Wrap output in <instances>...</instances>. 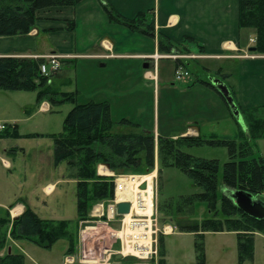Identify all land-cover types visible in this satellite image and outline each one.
Segmentation results:
<instances>
[{"label":"trees","instance_id":"1","mask_svg":"<svg viewBox=\"0 0 264 264\" xmlns=\"http://www.w3.org/2000/svg\"><path fill=\"white\" fill-rule=\"evenodd\" d=\"M81 1L83 0H0V38L28 35L38 21L39 11L73 7ZM98 2L111 23L147 37H157L160 52L189 50L186 46L173 44L167 36H156L152 11L128 19L119 14L107 0ZM239 9L240 28L256 31L254 53L264 55V0H239ZM185 41L194 42L192 39ZM43 62L42 59L0 57V90L36 92L38 107L43 102L55 106L66 102L75 104V94L61 92L54 87V79L58 73L51 76L41 74L40 65ZM69 83V80L63 82L64 85ZM207 85L211 86L209 83ZM232 96L235 100L233 93ZM237 106L246 125L245 130H239L237 138L240 142H237V138L218 139L215 136L210 140L202 137L172 139L161 136L156 139L154 133L138 131L139 125L127 119L114 121L108 102L75 104L65 118L63 132L49 137L54 142V165L66 163L69 177L77 181L78 222L92 219L90 214L96 203L114 198V178L97 175L98 165H108L117 174L140 173L143 165L151 170L155 167L157 141L162 166L179 169L201 189L199 194L182 198L184 205L191 209L188 214L192 215L196 202L206 203L213 214L201 224L177 225L181 233L195 235L194 264H206L204 237L208 232L235 233L238 264L252 263L255 256V235H264V220L241 210L226 191L246 192L264 202V157L256 147L259 140H264V107L244 109L239 104ZM17 137H20L17 127L0 133V138ZM203 146L222 147L228 151L229 161L224 164L222 173L223 194L219 188V161L194 157L182 151L184 148ZM183 212L184 210L180 211ZM70 227L71 221L42 219L27 207L23 215L14 221H11L9 215L0 218V251L9 245L11 239L30 242L44 250H51L59 241L66 240V254H75L78 240ZM159 244L160 260L156 264H168L163 236L159 237ZM0 264L26 262L23 255L10 253L0 257Z\"/></svg>","mask_w":264,"mask_h":264},{"label":"rangeland","instance_id":"2","mask_svg":"<svg viewBox=\"0 0 264 264\" xmlns=\"http://www.w3.org/2000/svg\"><path fill=\"white\" fill-rule=\"evenodd\" d=\"M255 44L256 40L254 46ZM190 54L191 56L193 55L190 50L187 52L162 54L173 57H184L188 61L189 64L187 63L188 65L186 66L191 75L185 82H174V59H171L173 61H161L160 79L157 83L139 78L140 73L143 72L144 63L142 61L135 63L132 61L102 62L96 60L89 62L77 60L73 66L62 63L54 79V87L58 88L61 92L75 94V104L108 102L114 121L118 122L122 119H127L139 125L138 131L146 130L156 134V139L158 136L168 138L177 136V138H180L188 126L197 127L201 131V137L207 140H210L214 136L218 139H236L239 130L246 129L242 115L240 117H227L225 113L226 109L224 107V111L221 109V106L224 104L221 97L216 91L205 86L207 83L211 84L212 79H215L212 78V74L214 77L217 75V72L215 73L217 68H222L223 72L220 74L223 77V74H237L236 67L226 63H217L211 66L200 63L202 61L196 63L195 61L199 60L191 59ZM48 56L50 55L31 59H42L44 61L48 60ZM61 58L62 60L64 59L63 56ZM101 62L106 64L107 67L102 68ZM206 67L209 70H206ZM216 77L219 80L224 79ZM64 80H69L70 83L64 85ZM235 80L236 76L233 75L232 81L234 82ZM136 90L141 93H136ZM36 97V92L0 90V125L5 126L4 130L0 129V133L7 129L8 131L14 130L12 122H4V120L9 119L8 116H13L19 119L16 125L19 126L20 132L23 134L19 133L17 127L20 137H17L16 140L7 141V143L11 142L13 145L17 143L22 145L26 148L28 154L36 152L42 153L46 158L53 157L54 142L49 135H58L63 132L65 118L75 104L66 102L61 105H51V109L48 103H45L47 104L46 106L42 103L38 107L36 106ZM38 109L42 112L51 111V113L47 115H35ZM192 113H196L198 116L192 118ZM26 119L29 121H26ZM121 130L124 131V129ZM33 133L50 134H47L46 137L42 136L41 139H36L38 138L37 134ZM33 137L36 138L31 139ZM4 142H0V154L7 148L6 145L4 146ZM237 142H240L238 138ZM256 147L259 150V154L264 157V141L257 142ZM182 151L194 157L219 161V188L220 193L223 194V167L229 161L227 149L203 146L184 148ZM155 155V167L151 170H148L145 165L142 166V171L136 174H117V172L111 170L116 178L119 176H145L155 172L153 207L154 218L159 231L156 238L157 242L154 244L156 254L153 255L154 258L152 260L130 256L124 258L120 255L112 254L114 251L118 252L120 250L121 242L110 239V232L112 230L116 232L121 231V224H123L128 214L116 215L117 217L111 223L112 230L101 228L92 234H88V236L84 232L86 227L100 225V222L108 221V207L113 204V199L96 203L90 214L92 219L85 220L88 223L79 231L77 219V182L75 179L73 180L69 177L66 163H62L55 170H53V166L48 167V164H45L42 173L36 176V180L29 178L26 182L28 186H25L24 178L27 177L25 172L27 170L24 169L25 164L23 163L22 155L5 154L4 157L8 161L13 162L14 168L10 171L8 168H4L0 162V199L3 198L9 201L8 206H11L18 198H25L31 190H38L39 196L51 206L50 210H40L41 215L46 219L71 221L70 231L74 236L77 235V240L79 239L83 242L85 239L87 243L89 242L87 244L88 251L91 247L94 250L95 246V248H100L105 245L103 249H109L107 255L111 257V259L107 260V264H156L160 260V253L158 254L160 236H163L164 248L166 250L165 259L168 264H194L196 262L195 235L187 232L181 233L177 225L191 226L196 223L201 224L204 220L211 218L213 214L209 211L207 204L201 202L195 203L192 215L188 214V211L191 212V209L184 205L182 198L199 194L201 189L195 186L179 169L162 166L159 159L157 141ZM105 166L110 169L108 165ZM100 172L105 173V169L101 168ZM49 182L56 183L57 191L53 196L46 197L41 192L39 185H46ZM101 208L104 212L97 213V210ZM5 210L0 208V215H4ZM182 210L184 212L180 213ZM164 228L169 235L163 234ZM85 235L88 238H84ZM103 239H107V242L105 244L99 243V246H97L96 244L100 240L103 242ZM204 242L206 264H238L237 236L235 233L208 232L205 233ZM67 247L68 243L66 240H61L54 246L52 256L53 258L55 256L57 260L56 264H62V254L67 250ZM89 252H91L92 258H95L101 251L97 249L96 252L98 254H94L92 251ZM119 256L121 257L120 259L118 258ZM80 257L82 256L79 254L78 260ZM75 264L81 263L77 261ZM248 264H264L263 237H256L255 257L253 262Z\"/></svg>","mask_w":264,"mask_h":264},{"label":"crops","instance_id":"3","mask_svg":"<svg viewBox=\"0 0 264 264\" xmlns=\"http://www.w3.org/2000/svg\"><path fill=\"white\" fill-rule=\"evenodd\" d=\"M107 2L119 14L128 19H133L140 13L152 11L156 36L162 34L167 36L173 44L188 47L193 54L192 56L196 57L191 59L199 60L195 61L196 63L202 61L200 63L208 66L217 63L235 66L237 74H233L236 76L234 82L231 73L223 74L222 77V68L216 69V76L224 78L221 81L229 87L231 93L235 96L236 104H239L242 108L264 107V55L251 52L256 40V31L249 28L241 29L239 26V0H107ZM186 39H192L194 42L188 43L185 41ZM174 52L179 53L176 50ZM162 54L167 53L159 51L157 37H147L111 23L98 0H83L73 7L41 10L38 12V21L35 27L28 35L0 38V57L41 58L47 55H58L64 57L62 63L68 66L75 65L77 60L89 62L96 60L102 62L132 61L135 63L142 61L144 63L143 72L140 73L139 78L145 81L147 79L155 81L156 83L160 79L161 61H173L161 58L156 62L155 67L151 58ZM183 61L186 64L188 63L187 60ZM102 62L101 67H107ZM173 63L174 77L177 61H173ZM206 70H209V68L206 67ZM216 76L214 77L212 74V78L218 79ZM173 79L177 83L175 77ZM64 82H67V80H64ZM205 86L216 91L224 103L221 109L223 111L224 108L226 109L227 117H233L226 101L216 88L213 85L206 84ZM135 92L141 93L138 90ZM45 103L48 102H43V104ZM49 113L51 111L42 112L38 109L35 115H47ZM191 115H193L192 118L198 116L196 113ZM8 117L9 119L4 120V122H12L14 129L18 127L19 133L22 135L19 126L16 125L19 119L13 116ZM26 121L29 120L26 119ZM33 134H44L43 137H46L50 133ZM181 137H201V131L195 126H188ZM171 138L178 139L177 136ZM12 140H16V138H0V142L5 141L4 146L7 147L0 154V162L4 168L11 171L14 168L13 162L8 161L4 155L8 153L9 155L18 156L21 154L25 164L24 169L27 170L25 171L27 177L24 178L25 186H28L26 182L29 178L36 180V176L42 173L45 164H48V167L53 166V170L60 167V165H54L53 157L46 158L42 153L36 152L28 154L26 148L22 145L7 143V141ZM101 168L105 169V173L100 172ZM98 175L115 177L107 166L101 164L98 167ZM39 188L46 197L53 196L57 191L56 183L52 182L46 185L41 184ZM35 190H31L25 198H18L11 206H8L9 201L1 198L0 208L6 210L4 215H0V218L9 215L11 221H14L23 215L27 207H30L42 219H46L41 215L40 210H50L51 206L39 196L38 190ZM87 223L86 221H80L79 231ZM256 237H263L264 239L261 234L255 235L254 251ZM9 241V245L0 251V257L17 253L24 256L26 264L57 263L55 256L54 258L52 256L54 247L51 250H44L30 242L12 239ZM80 242L78 239L75 254L67 255V250L63 252L62 264H65L66 257L79 258L82 246Z\"/></svg>","mask_w":264,"mask_h":264},{"label":"built area","instance_id":"4","mask_svg":"<svg viewBox=\"0 0 264 264\" xmlns=\"http://www.w3.org/2000/svg\"><path fill=\"white\" fill-rule=\"evenodd\" d=\"M62 56L58 55H50L47 57L48 60H44V62L40 65V72L43 76H50L55 75L60 70L62 66ZM174 59L177 61L175 71H174V77L177 82H183L186 79L190 77V72L187 69V66L184 65L186 62L184 57H173L170 55H156L151 58L154 62V66L156 67V62L159 59ZM190 58H196L195 56H191ZM182 62V63H180ZM47 105V104H43ZM0 129L4 130L5 126L0 125ZM151 174L145 175V176H119V177H113L114 183H115V195H114V202L112 205L108 207V214L109 219L105 222H100L101 224L96 226H90L85 228V233L92 234L96 232L97 230L101 228H108L112 230L111 223L112 220L117 217L116 215L120 216L118 214L117 205L120 203H128L130 204V219L132 223L140 225L142 223V226L139 227V229H136V238L133 236L132 232L129 231L128 225L126 224V218L123 221V224H121V231L116 232L112 230L110 232V239L119 240L121 242L120 250L118 252L112 253L113 255H120L121 257H135L139 259H153L154 254H156V251H154V244L157 242L156 238L158 237V229H157V223L154 218V178H150ZM137 179H141L140 183L136 186L134 183H136ZM151 184V189H150ZM98 212H104L103 209H98ZM103 217V215H101ZM156 227V229H155ZM163 234H167L166 230L164 228ZM86 236V235H85ZM86 236V238H88ZM92 236V235H91ZM133 237V238H132ZM125 240L129 241H136L140 242L138 245L141 247L140 250L137 253L141 254H128L127 250L128 247H126ZM107 242V239H103V242L100 240L97 246H99V243L105 244ZM81 251L80 259H76L74 256L66 257L65 264H75L77 261L81 264H107V260L111 259L109 255H107L108 250H104V246L100 248H95L92 250V247L89 251H92L94 254H98L96 252L97 249H100V253L95 258H92L93 256L90 255L91 252L88 251L87 240L81 241ZM91 246V245H89ZM134 247H132L133 249ZM89 252V253H88ZM134 251L131 250V253ZM144 253V254H142ZM108 256V258H106ZM105 257V258H104ZM110 257V258H109Z\"/></svg>","mask_w":264,"mask_h":264},{"label":"water","instance_id":"5","mask_svg":"<svg viewBox=\"0 0 264 264\" xmlns=\"http://www.w3.org/2000/svg\"><path fill=\"white\" fill-rule=\"evenodd\" d=\"M255 52V48H251ZM211 84L216 88L219 94L224 98L228 104L231 113L234 117H240L241 113L232 96L229 87L219 79H212ZM226 194L235 202V204L248 215L264 220V202L260 199H255L246 192L227 190ZM118 214L126 215L130 212V204L120 203L117 205ZM10 251V250H9ZM121 258L120 256L118 257Z\"/></svg>","mask_w":264,"mask_h":264},{"label":"bare ground","instance_id":"6","mask_svg":"<svg viewBox=\"0 0 264 264\" xmlns=\"http://www.w3.org/2000/svg\"><path fill=\"white\" fill-rule=\"evenodd\" d=\"M150 176H151V178H154L155 177V172L154 173H151ZM140 181H141V179H137L136 183H134V184L137 186L140 183ZM150 189H151V184H150ZM126 224L128 225L129 231H131L132 234H133V236H135L134 238H136L137 237L135 235L136 234V229L138 230L139 227L142 226V223L140 225L132 223V221L130 219V214H128V215H126ZM85 237L86 236H84V238ZM125 242H126V247H128V250H127V253L128 254H134V255L141 254V253H137V254L135 253V252H138L140 250V248H141L138 245V243H140V242L129 241V240H125ZM132 247H134V248L132 249ZM131 250L134 251V252L131 253ZM142 254H144V253H142Z\"/></svg>","mask_w":264,"mask_h":264}]
</instances>
